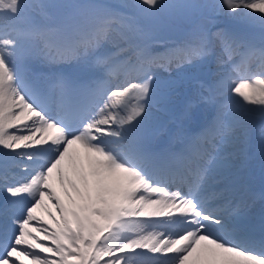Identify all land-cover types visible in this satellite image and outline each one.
Wrapping results in <instances>:
<instances>
[{
  "label": "snow or ice",
  "instance_id": "snow-or-ice-1",
  "mask_svg": "<svg viewBox=\"0 0 264 264\" xmlns=\"http://www.w3.org/2000/svg\"><path fill=\"white\" fill-rule=\"evenodd\" d=\"M161 20L185 35L158 53ZM183 80L215 116L158 150L152 109ZM257 114L264 0H0V264H264V211L219 147Z\"/></svg>",
  "mask_w": 264,
  "mask_h": 264
}]
</instances>
